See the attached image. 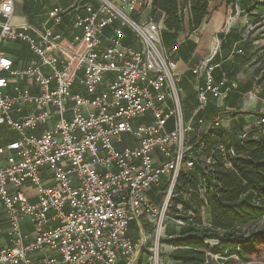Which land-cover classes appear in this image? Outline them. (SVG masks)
<instances>
[{
  "label": "built area",
  "instance_id": "built-area-1",
  "mask_svg": "<svg viewBox=\"0 0 264 264\" xmlns=\"http://www.w3.org/2000/svg\"><path fill=\"white\" fill-rule=\"evenodd\" d=\"M12 6V0L0 4L6 20L0 44L27 42L38 62L14 68L0 50V126L19 136L0 148V154L9 152L8 163L0 166V203L10 241L0 247V264H164L160 240L180 173L200 159L212 166L215 153L227 167L234 157L233 147L220 141L200 154L204 135L225 119L226 108L217 102L238 92L224 74L213 78L219 42L209 52L203 47L206 58L191 68L203 78H196L197 105L185 120L177 50L163 46V25L149 14L151 0H93L83 16H73L78 33L70 40L55 30L62 23L60 9L48 13L52 25L33 41L32 27L8 24ZM23 80L34 82L38 93L20 87ZM211 103L210 120L194 119ZM39 126L40 135L32 134ZM254 126L264 129V115ZM25 185L35 191L34 201ZM152 188L154 197L164 191L159 204L148 196ZM141 218L153 232L152 247ZM24 219L29 232L23 231ZM135 220L141 237L133 240L128 229Z\"/></svg>",
  "mask_w": 264,
  "mask_h": 264
},
{
  "label": "trees",
  "instance_id": "trees-1",
  "mask_svg": "<svg viewBox=\"0 0 264 264\" xmlns=\"http://www.w3.org/2000/svg\"><path fill=\"white\" fill-rule=\"evenodd\" d=\"M214 1L245 11L243 0H151L149 14L162 21V31L176 40L186 28L188 34L200 28ZM262 1L252 0L247 12L257 5L264 8ZM207 108L214 111L212 103ZM207 110L197 117L207 120ZM245 132L247 137L242 139ZM203 139L201 155L220 141L233 147L234 157L228 158L231 166L227 167L225 159L215 153L212 166L200 159L180 173L166 212L172 226L167 220L163 241L171 249L162 253L164 264H258L264 260V129L253 125L231 140L218 128L209 130ZM252 225L257 228L244 231Z\"/></svg>",
  "mask_w": 264,
  "mask_h": 264
},
{
  "label": "crops",
  "instance_id": "crops-1",
  "mask_svg": "<svg viewBox=\"0 0 264 264\" xmlns=\"http://www.w3.org/2000/svg\"><path fill=\"white\" fill-rule=\"evenodd\" d=\"M3 1L0 0V4ZM12 2V13L7 20L8 24L14 29L21 25L32 27L28 34L33 41H37V34L52 25L48 13L54 8L64 12L62 23L55 27V30L65 39L70 40L73 34L78 33L72 29L73 16L76 14L83 16L84 6L93 3V0H12ZM251 6L252 0H243L241 7L245 11L236 13L234 22L228 26L227 32H223L225 28H222L223 23L227 22H225L226 11L223 6L217 13L211 15L208 25L191 34H188L186 28L185 32L180 33L176 40L172 41L170 47H166L167 49L176 47L177 50L174 56L176 72L182 78L181 86L185 93L182 102L183 114L185 120H190L197 105L194 90L196 78H203L193 75L191 68L206 58L208 53L203 51V47L206 46L209 52L219 42L218 52L211 61L217 66L213 71V78L219 81L224 74L229 81H234L238 85V92H231L217 102L226 108L225 119L220 129L231 140H235L238 133L253 126L258 116L264 115V8L257 5L255 9L247 12ZM5 21L0 15V30ZM202 29L205 30L204 33L201 32ZM106 33L108 34L109 31ZM128 42L129 39L126 43ZM0 50L12 60L14 68H25L32 62H38L37 57L30 51L28 43L18 38L5 39L0 44ZM19 86L28 87L32 94L38 93V88L32 81L23 80L19 82ZM32 110V105L26 106L23 114ZM207 112L209 114L205 115L208 116L207 120H210L213 110L209 109ZM13 117L16 119L18 114L14 113ZM43 128L39 126L32 131V134L40 135ZM18 137V134L9 127L0 126V148L8 146ZM8 158V151L0 154V166L6 165ZM10 191H13L12 187ZM24 192L31 201H34L35 191L29 185L24 186ZM152 193L153 195L155 193L153 188L148 192V196L150 197ZM7 228V216L0 203V247L10 243ZM23 231H31V225L26 219L23 220Z\"/></svg>",
  "mask_w": 264,
  "mask_h": 264
},
{
  "label": "rangeland",
  "instance_id": "rangeland-1",
  "mask_svg": "<svg viewBox=\"0 0 264 264\" xmlns=\"http://www.w3.org/2000/svg\"><path fill=\"white\" fill-rule=\"evenodd\" d=\"M223 6L225 7V11H226L225 22L226 21L227 22L225 24L223 23L222 28L224 29V28H227L228 26H231L232 23L234 22V16L237 13V10H236L235 6H234V9H232V6H228L227 7V4L225 2L214 1V2H211V4H210V8H212V10L210 11L209 16L202 23L200 28L201 27H205L204 25H208V22L210 20L211 15L217 13L221 9V7H223ZM136 16H137V14L134 13V15H132L131 17L135 18ZM157 17H158V19H161V16H157ZM106 31H109V30H106ZM125 32H126V35H127V39L125 40L124 43H126L128 41V39H130V37H131V33H130V31L128 29H125ZM201 32L204 33L205 30L202 29ZM161 33H162V36H161L162 44L165 47H170L171 44H172V41H173L172 37L168 33H166L164 30L161 31ZM153 190L155 191L156 188H153ZM163 194H164V191L161 192L160 196L154 197V195L152 193L150 198L155 204H159ZM139 221L144 226L145 230H147V231L149 230V233L151 234V236L149 237V241H150L149 242V247H152L153 243H154V235H153V232L150 230V225H148L143 218H141ZM168 221H169L168 225H169V227H171L172 223H171L170 219H168ZM256 228H257L256 226L252 225V226H249L248 228L246 227V229H244V231L248 232V230H252V229H256ZM174 231H175V229H174ZM128 235L133 240L139 239L141 237V233H140V230H139V224H138V222L136 220L129 225ZM164 239L166 240L167 238H162L160 240V244L162 245L161 246L162 248H161L160 256H162V253L164 254L166 250H170V248H168L167 243L163 241ZM215 259H217V258H215ZM162 260L164 261V259H162ZM260 261H258L257 263L258 264L259 263L260 264H264V260L260 259ZM235 264H238V263H235Z\"/></svg>",
  "mask_w": 264,
  "mask_h": 264
}]
</instances>
